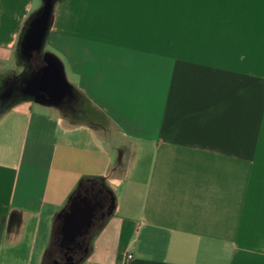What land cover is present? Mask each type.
Listing matches in <instances>:
<instances>
[{
  "label": "crops",
  "instance_id": "obj_1",
  "mask_svg": "<svg viewBox=\"0 0 264 264\" xmlns=\"http://www.w3.org/2000/svg\"><path fill=\"white\" fill-rule=\"evenodd\" d=\"M41 8L0 0V264H43L91 184L114 207L78 264H264V0H55L64 100L3 97Z\"/></svg>",
  "mask_w": 264,
  "mask_h": 264
},
{
  "label": "water",
  "instance_id": "obj_2",
  "mask_svg": "<svg viewBox=\"0 0 264 264\" xmlns=\"http://www.w3.org/2000/svg\"><path fill=\"white\" fill-rule=\"evenodd\" d=\"M52 1L45 0L42 11L30 21L23 35L21 51L29 60L41 54L50 21ZM44 60L45 64L37 71H33L21 92L48 102L62 101L67 94V82L54 59L47 57ZM10 95L11 93H5L3 97ZM96 209L97 204L86 196L82 197L80 192L73 195L69 205L58 214L59 219H64L62 226L64 241L72 243L77 237L84 235L92 225Z\"/></svg>",
  "mask_w": 264,
  "mask_h": 264
},
{
  "label": "flooded vegetation",
  "instance_id": "obj_3",
  "mask_svg": "<svg viewBox=\"0 0 264 264\" xmlns=\"http://www.w3.org/2000/svg\"><path fill=\"white\" fill-rule=\"evenodd\" d=\"M32 59L36 64L34 71H37L45 64L44 58L42 59L40 55H35ZM78 192H80L82 197L86 196L93 203H96L97 209L89 230L84 235L77 237L72 243L64 241L62 234L64 219H59L58 234L60 235V253L63 255L64 259L62 264H78L86 256L91 248L95 232L102 226L114 207L112 193L102 186L91 184L80 188ZM54 264H60V261L55 259Z\"/></svg>",
  "mask_w": 264,
  "mask_h": 264
},
{
  "label": "rangeland",
  "instance_id": "obj_4",
  "mask_svg": "<svg viewBox=\"0 0 264 264\" xmlns=\"http://www.w3.org/2000/svg\"><path fill=\"white\" fill-rule=\"evenodd\" d=\"M44 3H45V0H42V8L44 6ZM42 8H41V11H42ZM18 53L19 54H17L18 57L16 59V63L14 65V67H12L13 69L10 70V71H4V72H2V76L3 77H5V78L10 77V78H13V79H15V78L18 79L19 77H22L23 74H26V72L25 73L24 72L22 73L23 67H25L27 69H29V67H31L28 64L30 62L28 59H27V67H26V63L24 62V60L22 58L24 56V54L22 53V51L19 50ZM42 55H43V53L41 51L40 56L43 59V56ZM18 89L19 90H22V87L19 86ZM6 92H7V90H6ZM70 98L71 99H69V100L75 99L76 100V104L83 102L81 97H77V96L73 97L71 95ZM55 259H57L58 261H60V264H62V262H64L63 255L60 253V235L57 234V233L55 234V237H54L52 246L50 248L49 254L47 255V257L45 259L44 264H54V260Z\"/></svg>",
  "mask_w": 264,
  "mask_h": 264
},
{
  "label": "trees",
  "instance_id": "obj_5",
  "mask_svg": "<svg viewBox=\"0 0 264 264\" xmlns=\"http://www.w3.org/2000/svg\"><path fill=\"white\" fill-rule=\"evenodd\" d=\"M53 1H55V0H53ZM24 60L26 59V58H24V57H22ZM27 60V59H26ZM30 62V66L32 67L31 68V70H30V72H29V74H28V77L31 75V73H32V71L33 70H35V68H36V64L34 63V60L33 59H31V60H29ZM24 84H25V80H23V81H21V82H18L13 88H11V89H8L7 90V92H5V93H11V94H13V95H22V93H21V90H19L18 88H19V86H21L22 88H23V86H24ZM18 87V88H17ZM17 88V89H16ZM58 234V226H57V228L55 229V231H54V236H53V240H54V237H55V234ZM53 240H52V243H53ZM52 243L50 244V246L48 247V249L46 250V252H45V254H44V261H43V264H44V262H45V259H46V257H47V255L49 254V251H50V248H51V246H52Z\"/></svg>",
  "mask_w": 264,
  "mask_h": 264
},
{
  "label": "built area",
  "instance_id": "obj_6",
  "mask_svg": "<svg viewBox=\"0 0 264 264\" xmlns=\"http://www.w3.org/2000/svg\"><path fill=\"white\" fill-rule=\"evenodd\" d=\"M133 259L132 254H127L125 257V263L124 264H129V262Z\"/></svg>",
  "mask_w": 264,
  "mask_h": 264
}]
</instances>
